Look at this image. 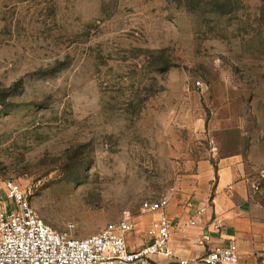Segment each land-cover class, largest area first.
I'll use <instances>...</instances> for the list:
<instances>
[{
	"label": "rangeland",
	"instance_id": "374dc122",
	"mask_svg": "<svg viewBox=\"0 0 264 264\" xmlns=\"http://www.w3.org/2000/svg\"><path fill=\"white\" fill-rule=\"evenodd\" d=\"M219 160L264 224V0H0V177L54 231L135 223Z\"/></svg>",
	"mask_w": 264,
	"mask_h": 264
},
{
	"label": "built area",
	"instance_id": "2783aa9c",
	"mask_svg": "<svg viewBox=\"0 0 264 264\" xmlns=\"http://www.w3.org/2000/svg\"><path fill=\"white\" fill-rule=\"evenodd\" d=\"M199 86V83H196ZM254 191L258 188L254 186ZM34 185L22 187L12 180L0 177V264H136L151 256L172 258L169 248L170 222L165 214L167 199L144 202V215L157 214L146 230V244L138 251L129 252L126 235L134 230V223L124 219L110 223L97 233L76 239L66 233H58L46 225L31 207ZM9 201L12 206L4 205ZM209 207L202 205L195 210V216L187 223L190 227L198 224ZM208 228L220 231L224 222L219 216L209 219ZM208 236L198 241L206 252L198 259L176 260L174 264H238L236 243L227 246L207 245Z\"/></svg>",
	"mask_w": 264,
	"mask_h": 264
},
{
	"label": "crops",
	"instance_id": "0c3cea01",
	"mask_svg": "<svg viewBox=\"0 0 264 264\" xmlns=\"http://www.w3.org/2000/svg\"><path fill=\"white\" fill-rule=\"evenodd\" d=\"M200 166L192 180L193 193L190 197L170 198L165 214L170 222L169 248L172 258L154 255L136 264H174L176 260L192 261L200 258L206 247L198 241L208 236L207 245L227 246L231 241L238 249V264H264V227L257 217V195L251 179L244 176L243 170L234 161L219 160L214 165ZM10 206L9 201L3 202ZM206 205V214L198 219L195 227L187 225L195 216L197 207ZM223 219L224 226L218 232L208 228L213 216ZM157 214L144 215L135 220L134 230L126 235L129 252L138 251L146 242V230Z\"/></svg>",
	"mask_w": 264,
	"mask_h": 264
}]
</instances>
